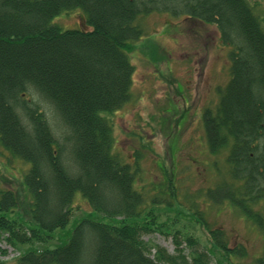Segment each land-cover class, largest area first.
<instances>
[{"label":"trees","instance_id":"trees-1","mask_svg":"<svg viewBox=\"0 0 264 264\" xmlns=\"http://www.w3.org/2000/svg\"><path fill=\"white\" fill-rule=\"evenodd\" d=\"M87 28L63 30L53 18L75 8ZM155 11L189 15L215 24L232 47L230 80L203 122L210 152L226 153L219 193L264 232V27L248 0H0V138L31 163L26 182L34 197L35 227L10 217L16 194L0 189V239L14 247L47 242L65 229L81 192L96 219H78L67 241L55 248L21 251L15 264H212L245 256L230 247L222 229L206 230L212 247L199 250L194 237L174 235L175 250L149 243L144 235L165 233L149 212L142 221L143 193L135 188L137 164L115 151L113 122L105 114L131 98L135 66L128 52L143 28L138 19ZM37 92L51 103L70 133L71 172ZM177 223V221H174ZM183 244L187 247H183ZM6 250L0 247V254ZM0 264H11L0 260ZM264 264V257L257 261Z\"/></svg>","mask_w":264,"mask_h":264},{"label":"rangeland","instance_id":"rangeland-1","mask_svg":"<svg viewBox=\"0 0 264 264\" xmlns=\"http://www.w3.org/2000/svg\"><path fill=\"white\" fill-rule=\"evenodd\" d=\"M255 6L264 27V0H248ZM155 11L138 19L141 37L128 52L135 66L130 100L112 114L115 151L124 162L139 172L135 188L143 193L142 221L151 212L160 231L144 235L149 243L175 250L174 235L196 237L199 250L212 247L207 225L222 229L230 247H243L245 256L230 255L229 260L212 250V264H257L264 257V233L241 210L216 194L208 195L222 182L226 172V153L213 154L207 142L203 115L215 109L221 90L230 80L232 47L225 45L215 24ZM52 22L63 30L87 28L86 12L78 7L56 15ZM33 98L44 110L61 145H65V162L76 171L71 156L70 130L54 108L39 93ZM31 163L7 148L0 138V189H11L17 207L9 213L26 225L35 227L32 208L34 197L26 182ZM71 221L58 229L47 242L14 247L0 239L6 253L0 260L15 264L20 252L55 248L72 234L78 219L93 217V207L81 192L74 199ZM264 215V205L254 207ZM177 221V223H174ZM195 238V239H196ZM183 247L187 245L183 244Z\"/></svg>","mask_w":264,"mask_h":264}]
</instances>
